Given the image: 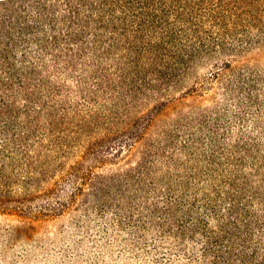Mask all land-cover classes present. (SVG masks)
<instances>
[{
    "label": "trees",
    "instance_id": "1",
    "mask_svg": "<svg viewBox=\"0 0 264 264\" xmlns=\"http://www.w3.org/2000/svg\"><path fill=\"white\" fill-rule=\"evenodd\" d=\"M79 210L264 264V0H0V214Z\"/></svg>",
    "mask_w": 264,
    "mask_h": 264
},
{
    "label": "rangeland",
    "instance_id": "2",
    "mask_svg": "<svg viewBox=\"0 0 264 264\" xmlns=\"http://www.w3.org/2000/svg\"><path fill=\"white\" fill-rule=\"evenodd\" d=\"M160 119L154 132L171 133L165 142H174V110ZM114 220L111 213L101 217L83 210L43 223L0 214V264H184L174 262V251L134 248L129 230Z\"/></svg>",
    "mask_w": 264,
    "mask_h": 264
}]
</instances>
